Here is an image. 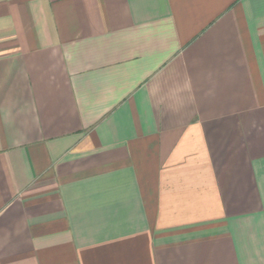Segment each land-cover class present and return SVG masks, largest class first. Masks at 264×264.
Masks as SVG:
<instances>
[{"label":"crops","instance_id":"obj_1","mask_svg":"<svg viewBox=\"0 0 264 264\" xmlns=\"http://www.w3.org/2000/svg\"><path fill=\"white\" fill-rule=\"evenodd\" d=\"M0 264H264V0H0Z\"/></svg>","mask_w":264,"mask_h":264}]
</instances>
